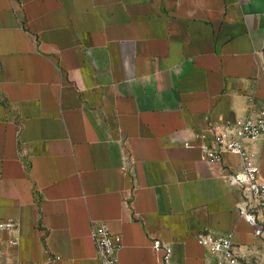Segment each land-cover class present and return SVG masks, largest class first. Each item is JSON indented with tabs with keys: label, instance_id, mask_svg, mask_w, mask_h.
I'll use <instances>...</instances> for the list:
<instances>
[{
	"label": "crops",
	"instance_id": "crops-1",
	"mask_svg": "<svg viewBox=\"0 0 264 264\" xmlns=\"http://www.w3.org/2000/svg\"><path fill=\"white\" fill-rule=\"evenodd\" d=\"M252 107L264 0H0V218L18 224L0 231V264H98L102 220L123 264H164L158 239L173 264H214L202 229L264 264L228 177L241 157L211 162L197 143ZM245 146L264 180V137Z\"/></svg>",
	"mask_w": 264,
	"mask_h": 264
},
{
	"label": "built area",
	"instance_id": "built-area-1",
	"mask_svg": "<svg viewBox=\"0 0 264 264\" xmlns=\"http://www.w3.org/2000/svg\"><path fill=\"white\" fill-rule=\"evenodd\" d=\"M253 101V97L251 98ZM264 137V107L250 109L246 116L221 117L209 120L198 136V145L211 162L223 161L227 152L236 153L241 157V167L230 172L228 177L242 191V202L238 212L244 217L256 232H264V180L259 176V167L255 162V153L245 146V141ZM191 142L186 141L189 145ZM18 228L12 218H0V231L13 232ZM92 239L99 254L98 264H123L119 257L123 239L119 232L113 231L104 220L94 221L91 229ZM197 240L215 256L214 264H241L233 248V234H216L208 229L200 230ZM18 235L9 238V244H15ZM155 248L163 249L164 264H173L172 247L161 240L154 241ZM60 254L51 256L47 264H59ZM1 264H16L15 261H2Z\"/></svg>",
	"mask_w": 264,
	"mask_h": 264
}]
</instances>
